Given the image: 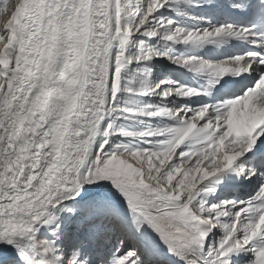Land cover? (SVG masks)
Returning <instances> with one entry per match:
<instances>
[{
    "label": "snow or ice",
    "instance_id": "obj_1",
    "mask_svg": "<svg viewBox=\"0 0 264 264\" xmlns=\"http://www.w3.org/2000/svg\"><path fill=\"white\" fill-rule=\"evenodd\" d=\"M0 264H264V0H0Z\"/></svg>",
    "mask_w": 264,
    "mask_h": 264
}]
</instances>
